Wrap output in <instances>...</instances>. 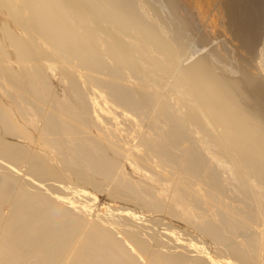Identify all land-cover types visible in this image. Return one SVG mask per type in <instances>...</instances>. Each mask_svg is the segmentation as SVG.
Returning <instances> with one entry per match:
<instances>
[{
	"label": "bare ground",
	"instance_id": "obj_1",
	"mask_svg": "<svg viewBox=\"0 0 264 264\" xmlns=\"http://www.w3.org/2000/svg\"><path fill=\"white\" fill-rule=\"evenodd\" d=\"M0 264H264V0H0Z\"/></svg>",
	"mask_w": 264,
	"mask_h": 264
}]
</instances>
